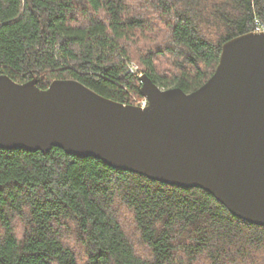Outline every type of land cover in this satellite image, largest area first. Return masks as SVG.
<instances>
[{
	"label": "trees",
	"instance_id": "16d2710c",
	"mask_svg": "<svg viewBox=\"0 0 264 264\" xmlns=\"http://www.w3.org/2000/svg\"><path fill=\"white\" fill-rule=\"evenodd\" d=\"M257 21L264 0H0V75L41 89L76 80L137 105L129 61L161 89L192 93ZM0 264H264V227L201 188L60 148H0Z\"/></svg>",
	"mask_w": 264,
	"mask_h": 264
},
{
	"label": "water",
	"instance_id": "95a60500",
	"mask_svg": "<svg viewBox=\"0 0 264 264\" xmlns=\"http://www.w3.org/2000/svg\"><path fill=\"white\" fill-rule=\"evenodd\" d=\"M147 107L108 99L76 80L0 76V148L96 158L182 188H201L234 216L264 227V31L222 47L198 90L141 77Z\"/></svg>",
	"mask_w": 264,
	"mask_h": 264
},
{
	"label": "bare ground",
	"instance_id": "6f19581e",
	"mask_svg": "<svg viewBox=\"0 0 264 264\" xmlns=\"http://www.w3.org/2000/svg\"><path fill=\"white\" fill-rule=\"evenodd\" d=\"M256 23L258 24V23H260V22L257 21ZM255 32H257V31L255 30ZM127 62H128V61H127ZM127 62H126V63H127ZM126 63H125V64H126ZM126 66H127V73H128V74H131V75H135V76L140 80V83H141V89H142L141 77L144 76V75L142 74V72L140 71V69H139V70L137 69L135 72H132V71H130V67H132V66H130V65H128V64H126ZM0 76H1V75H0ZM32 80H33V79H32ZM142 98H143V99H146L143 95H142ZM143 99H142V100H143ZM137 106H140V102H138Z\"/></svg>",
	"mask_w": 264,
	"mask_h": 264
},
{
	"label": "built area",
	"instance_id": "2783aa9c",
	"mask_svg": "<svg viewBox=\"0 0 264 264\" xmlns=\"http://www.w3.org/2000/svg\"><path fill=\"white\" fill-rule=\"evenodd\" d=\"M256 31L257 32H263L264 27L260 23H258V24H256ZM130 71L135 72V69L133 67H130ZM140 106L144 107V108L147 107L148 106V100L143 99L142 101H140Z\"/></svg>",
	"mask_w": 264,
	"mask_h": 264
},
{
	"label": "rangeland",
	"instance_id": "374dc122",
	"mask_svg": "<svg viewBox=\"0 0 264 264\" xmlns=\"http://www.w3.org/2000/svg\"><path fill=\"white\" fill-rule=\"evenodd\" d=\"M128 65L132 66V67L135 69V71H136L137 69H138V70L140 69V68H139V65L137 64L136 61H129V62H128ZM140 101H142V100H140ZM140 101H139V102H140Z\"/></svg>",
	"mask_w": 264,
	"mask_h": 264
}]
</instances>
